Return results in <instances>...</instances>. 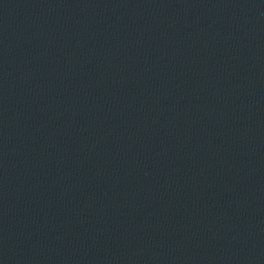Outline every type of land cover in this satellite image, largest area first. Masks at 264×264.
I'll list each match as a JSON object with an SVG mask.
<instances>
[{"label": "water", "instance_id": "water-1", "mask_svg": "<svg viewBox=\"0 0 264 264\" xmlns=\"http://www.w3.org/2000/svg\"><path fill=\"white\" fill-rule=\"evenodd\" d=\"M0 264H264V0H0Z\"/></svg>", "mask_w": 264, "mask_h": 264}]
</instances>
